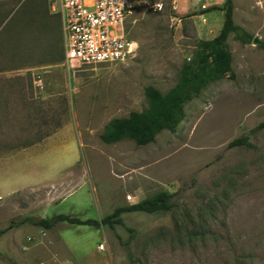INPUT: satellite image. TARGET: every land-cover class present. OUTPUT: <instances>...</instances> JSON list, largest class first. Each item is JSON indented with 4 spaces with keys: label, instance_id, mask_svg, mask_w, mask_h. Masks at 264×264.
Instances as JSON below:
<instances>
[{
    "label": "rangeland",
    "instance_id": "obj_1",
    "mask_svg": "<svg viewBox=\"0 0 264 264\" xmlns=\"http://www.w3.org/2000/svg\"><path fill=\"white\" fill-rule=\"evenodd\" d=\"M137 1L135 55L69 71L50 0H0V82H18L27 100L28 147L19 174L13 156L6 162L8 187L36 184L0 198V264H264V128L250 134L254 147L229 146L264 119V0H232L234 23L253 39L229 34L234 75L188 101L174 130L145 145L104 143L106 123L147 109V86L168 92L224 20V0L176 9L163 0L161 11ZM159 190L171 209L124 212L125 226L21 222L57 213L99 220Z\"/></svg>",
    "mask_w": 264,
    "mask_h": 264
},
{
    "label": "trees",
    "instance_id": "obj_2",
    "mask_svg": "<svg viewBox=\"0 0 264 264\" xmlns=\"http://www.w3.org/2000/svg\"><path fill=\"white\" fill-rule=\"evenodd\" d=\"M221 9L224 10V20L219 32L213 38L199 42V50L193 62L182 66L178 82L166 93H162L152 85L147 86L149 107L142 111H131L125 117L110 119L100 134V139L104 143H113L124 138L134 140L137 145L152 142L160 131L174 130L184 117L185 104L196 97L208 83L223 78L227 74L234 75L231 67L232 55L227 45V38L233 32L237 39L246 43L251 42L253 36L234 23L232 0H224ZM263 128L264 119L252 127L248 134L231 140L229 146L254 147L250 140V134ZM172 205L171 194L165 190H159L138 202L117 206L99 220L81 219L71 214L57 213L50 217L27 216L21 222H27L44 229H51L60 222L113 228L115 225L125 226L122 218L124 212H166L171 209ZM128 229L132 231V228L128 227ZM3 232L4 230L0 229V235ZM126 247L128 248V244Z\"/></svg>",
    "mask_w": 264,
    "mask_h": 264
},
{
    "label": "built area",
    "instance_id": "obj_3",
    "mask_svg": "<svg viewBox=\"0 0 264 264\" xmlns=\"http://www.w3.org/2000/svg\"><path fill=\"white\" fill-rule=\"evenodd\" d=\"M180 1L168 0V4L176 9ZM137 3V0H50V12L60 20L63 62L68 70L125 61L135 55L138 43L130 36L129 18ZM164 7L163 0L150 4L154 11ZM103 248L101 243L99 249Z\"/></svg>",
    "mask_w": 264,
    "mask_h": 264
},
{
    "label": "crops",
    "instance_id": "obj_4",
    "mask_svg": "<svg viewBox=\"0 0 264 264\" xmlns=\"http://www.w3.org/2000/svg\"><path fill=\"white\" fill-rule=\"evenodd\" d=\"M26 96L20 93V85L18 82H0V198L6 197L23 188L34 186H22L11 188L8 183L12 179L6 170V162L10 159V155L14 159V169L18 174L20 167L23 165L21 155L24 154L28 144L25 143L26 138ZM48 135L41 141H36L33 145H42L47 139L54 137ZM17 174V173H15ZM17 175L14 180L19 181Z\"/></svg>",
    "mask_w": 264,
    "mask_h": 264
},
{
    "label": "water",
    "instance_id": "obj_5",
    "mask_svg": "<svg viewBox=\"0 0 264 264\" xmlns=\"http://www.w3.org/2000/svg\"><path fill=\"white\" fill-rule=\"evenodd\" d=\"M254 41L257 42V41H258V38L255 37V38H254Z\"/></svg>",
    "mask_w": 264,
    "mask_h": 264
}]
</instances>
